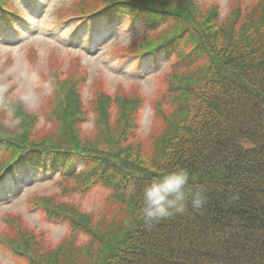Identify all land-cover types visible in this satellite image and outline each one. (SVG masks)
<instances>
[{
  "label": "trees",
  "instance_id": "16d2710c",
  "mask_svg": "<svg viewBox=\"0 0 264 264\" xmlns=\"http://www.w3.org/2000/svg\"><path fill=\"white\" fill-rule=\"evenodd\" d=\"M26 1L29 14L16 0H0V26L20 33L29 15L41 11L38 0ZM243 5L235 0L224 19L216 1L71 0L57 6L56 28L74 20L84 26L99 15L108 25L124 17L141 21L147 30L119 52L138 62L160 53L174 61L160 76L150 146L133 140L145 103L139 89L111 94L100 84L85 100L82 87L94 78L80 58L68 73L58 57L47 72L36 65L44 97L38 111L27 94H15L20 79L0 77V182L20 166L59 172L58 194L27 201L70 231L53 246L21 213H7L0 244L24 264H264V0ZM5 63L0 75L13 60ZM178 167L203 186L205 205L145 226L142 188ZM96 186L108 188V201L117 207L110 218L97 214L99 221L69 203L72 194L84 196Z\"/></svg>",
  "mask_w": 264,
  "mask_h": 264
},
{
  "label": "rangeland",
  "instance_id": "374dc122",
  "mask_svg": "<svg viewBox=\"0 0 264 264\" xmlns=\"http://www.w3.org/2000/svg\"><path fill=\"white\" fill-rule=\"evenodd\" d=\"M37 5L42 10L38 14L27 15L25 26H20V33H15L11 27H0L3 39H0V68H4L7 59L13 60L9 69L1 75L4 81L12 78L19 85L16 95L27 94V102L32 110L38 111L43 103V96L39 93L43 79L39 75L36 65L39 64L45 72L48 64L54 57L62 61V70L67 72L72 60L80 58L86 66L90 78L82 87L83 98L91 100L93 88L102 84L105 89L113 94L121 87L126 90L139 89L144 96L145 103L142 107L138 126L133 140L149 146L152 144V130L156 120L155 102L160 97V76L171 68L173 58H165L163 53L157 57L148 56L138 62L137 58L119 52L123 47L140 36L147 30L141 21H130L124 17L122 21L112 24L107 22L105 16L99 15L96 19H90L84 26L79 20L69 21L67 24L56 28L53 24V12L57 6L69 3L71 0H38ZM204 3L219 2L221 6V19L227 18L235 0H202ZM258 0H243L245 5L252 6ZM16 4L29 12L28 3L25 0H16ZM27 12V14H28ZM133 22V23H132ZM167 22L161 26L164 27ZM37 58L34 61L33 54ZM68 73V72H67ZM71 75V73H69ZM96 84L95 86H92ZM171 103V100H167ZM170 105V104H169ZM44 116V115H43ZM41 116L44 123L45 116ZM86 130L92 129V117L85 124ZM141 144V143H140ZM0 144V150H2ZM83 163L79 164L82 167ZM17 174L16 179L13 177ZM59 172H42L40 169L22 166L15 169L12 176L6 177L0 183V228H4L5 222L2 216L7 213H21L26 221L38 231L44 233V239L51 245L57 246L65 238L69 237V227L65 223H55L47 220L39 209H31L27 198L39 195L58 194L61 186ZM110 190L103 186H96L86 195L74 193L70 196L69 203L79 205L85 213L93 212L96 221L110 218L117 207L115 203L108 201ZM106 214L98 217L97 214ZM1 243V242H0ZM0 264H24L17 259L9 248L0 244Z\"/></svg>",
  "mask_w": 264,
  "mask_h": 264
},
{
  "label": "clouds",
  "instance_id": "9594fccd",
  "mask_svg": "<svg viewBox=\"0 0 264 264\" xmlns=\"http://www.w3.org/2000/svg\"><path fill=\"white\" fill-rule=\"evenodd\" d=\"M187 168L178 167L161 172L141 190L139 215L145 226L151 227L163 220L187 211L200 210L206 203L203 186H194ZM135 191V189H133Z\"/></svg>",
  "mask_w": 264,
  "mask_h": 264
},
{
  "label": "snow or ice",
  "instance_id": "6c2138e0",
  "mask_svg": "<svg viewBox=\"0 0 264 264\" xmlns=\"http://www.w3.org/2000/svg\"><path fill=\"white\" fill-rule=\"evenodd\" d=\"M0 39H3V33L0 31Z\"/></svg>",
  "mask_w": 264,
  "mask_h": 264
}]
</instances>
